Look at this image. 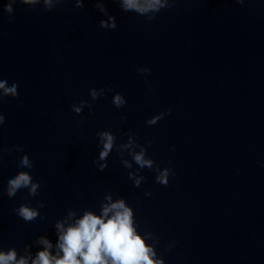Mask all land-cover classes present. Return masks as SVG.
Returning <instances> with one entry per match:
<instances>
[{
    "label": "clouds",
    "instance_id": "9594fccd",
    "mask_svg": "<svg viewBox=\"0 0 264 264\" xmlns=\"http://www.w3.org/2000/svg\"><path fill=\"white\" fill-rule=\"evenodd\" d=\"M13 3L19 2L21 5H36L39 0H12ZM61 2V0H57ZM242 2V0H240ZM45 5H51L52 0H44ZM124 11H135L140 15H145L149 12H159L166 5L162 0H120ZM78 8H83V0H77ZM101 11H105L102 5L99 6ZM49 10V9H46ZM5 11L13 13L11 3L6 6ZM113 22L109 25L105 21H100L101 27L115 28L114 18L110 17ZM12 22V16L9 17V23ZM149 71L147 69L140 70ZM0 90H3L0 96L2 103L3 96H18V85L13 83L11 87L7 86V81L0 79ZM103 92V89H101ZM93 99L97 98L95 89L91 91ZM83 103V102H82ZM113 103L117 108L122 107L127 103L121 94L117 93L113 98ZM73 111L79 114L81 107L73 106ZM171 109H168V114ZM164 113L154 117L148 121L149 124H155L157 120L162 119ZM4 123V116L0 114V125ZM103 141V150L100 152L99 159L104 160L113 148L114 137L109 132L99 133ZM17 151H23L22 146L16 148ZM3 149L0 148V152ZM2 159V156H0ZM134 159L141 167L147 166L152 168L153 161L144 158L143 151L134 155ZM130 166V165H128ZM21 168H33V163L29 156L25 154L20 158ZM102 171L107 167L106 164L99 166ZM169 170L165 168L160 171L156 177L159 184L167 186L169 181ZM139 186V180L136 181ZM7 195L13 197L21 188H29L30 195H36L40 188L38 182H34L33 176L27 171H18L7 182ZM110 201L104 204L100 215L94 214L92 211H85L83 216L74 223L65 227L62 222H57L55 227L58 231L59 240L57 255H52L49 249L52 244L48 239L40 238L39 243L45 246L44 251L37 253L36 258L32 260V264H163V261L156 259V253L153 248L145 243V238L137 232L134 226L133 211L126 205L123 199L111 202V196L107 197ZM39 207H44L43 202ZM18 216L25 221L35 220L39 213L36 209L29 207L26 204H21L14 210ZM70 216L74 213H70ZM59 253H62L60 255ZM0 264H28L26 257L16 258L15 250L8 252L0 251Z\"/></svg>",
    "mask_w": 264,
    "mask_h": 264
},
{
    "label": "water",
    "instance_id": "95a60500",
    "mask_svg": "<svg viewBox=\"0 0 264 264\" xmlns=\"http://www.w3.org/2000/svg\"><path fill=\"white\" fill-rule=\"evenodd\" d=\"M0 156V251L14 249L17 260L26 257L28 264H32L37 253L44 251L45 246L39 243L41 235L34 221H25L14 211L25 202L19 190L13 197L7 195V182L13 176L3 152H0Z\"/></svg>",
    "mask_w": 264,
    "mask_h": 264
}]
</instances>
